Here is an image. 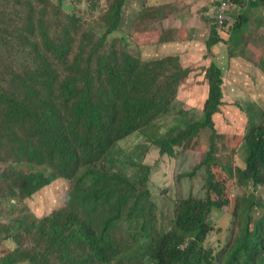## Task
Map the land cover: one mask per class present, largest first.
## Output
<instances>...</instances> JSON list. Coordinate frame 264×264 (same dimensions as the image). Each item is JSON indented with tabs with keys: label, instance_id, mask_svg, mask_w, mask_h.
Returning <instances> with one entry per match:
<instances>
[{
	"label": "trees",
	"instance_id": "1",
	"mask_svg": "<svg viewBox=\"0 0 264 264\" xmlns=\"http://www.w3.org/2000/svg\"><path fill=\"white\" fill-rule=\"evenodd\" d=\"M74 1L0 0V199L16 206L59 180L71 185L50 215L28 213L0 226V264H264V201L249 193L235 207L228 244H206L216 230L213 211L230 205L233 179L225 171L264 185V126L246 134L244 167L222 169L209 152L198 166L210 172L206 196L180 200L171 229H157L152 167L133 159L135 175L127 174L118 144L140 133L176 157L177 148L215 128L225 103L221 71L207 69L205 119L161 134L156 121L170 112L189 70L180 53L145 60L143 47L164 45L176 28L148 21L160 15L147 4L134 19L143 28L131 36L121 31L129 0H94L86 8H99L91 18L75 12ZM173 15L167 9L164 16ZM237 19V31L250 21ZM183 34L173 39L184 44ZM218 41L214 28L209 48Z\"/></svg>",
	"mask_w": 264,
	"mask_h": 264
},
{
	"label": "rangeland",
	"instance_id": "2",
	"mask_svg": "<svg viewBox=\"0 0 264 264\" xmlns=\"http://www.w3.org/2000/svg\"><path fill=\"white\" fill-rule=\"evenodd\" d=\"M93 1L75 0L73 2L75 12L91 18V12L99 10V8H91L90 14L86 10L88 4ZM180 1L129 0L128 4L125 5L126 9L123 10L124 21L121 28L124 34L138 37V35L132 33L141 31L143 27L134 26L136 22H134V19L140 15L147 4H151L153 8L157 7L160 16L166 15L168 7L172 4V8L169 9L171 11L178 10V23L182 22V14L183 20L186 16L192 17L194 24L199 13L206 14L204 25L190 27L189 32H187L186 29L189 25L184 23L183 29H181L184 34L181 35L180 39L193 42L194 50L191 52H185L187 47L181 43H175L173 38H170L168 42H164V45L161 46L158 44L143 47L144 59L157 58L174 53V51L182 53L179 55L181 65L189 70V73L179 82L176 99L172 102L170 112L156 121L161 134H164L173 126L186 129L195 121L205 119L204 108L210 94L207 69L214 65L221 71L224 80L222 87L225 93L223 98L225 103L221 106L222 113L215 117V128H205L199 133L198 137L188 142L184 148H177L178 154L176 157H171L169 154L162 155L160 148L140 133L134 134L118 144L117 158L127 174L135 175L136 167L131 164L133 159L152 167L149 186L152 197L158 204L155 225L157 229L167 231L172 227L173 212L180 200L191 195L197 197L203 195V198L206 196L205 184L208 182L210 172L206 167L204 169L198 168L206 155L212 152L215 158L213 165L215 166H228L229 170L230 167H244V159L251 153L248 143L244 140L246 134L252 132L255 127L264 126V33H261L264 32V28L257 33L260 37H250L245 43L241 44L242 31H237L235 27L236 18H228L229 23L226 21L224 26L221 27L217 24L215 8L213 13H209L210 8L207 10V2L204 0ZM217 1L213 0L212 4L216 6ZM230 6L231 9L236 8L235 5L230 4ZM144 15H146V12H143ZM151 16L153 21L151 19L147 20L155 22L154 15ZM173 23L170 24L169 29L173 28ZM213 26L216 28L220 43L218 41V44L209 48L212 41ZM151 27H147V31L150 32ZM235 35L233 44L231 41ZM171 37H175L174 32H172ZM236 46H240V50L234 49ZM223 69H225L224 72ZM238 83L248 89L239 88ZM225 84L228 85L226 90L224 89ZM225 172L233 179L229 190L230 205L227 211H213L212 218L216 230L206 243L208 246L216 248L226 246L230 237L232 238V231L236 224L233 213L238 201L241 200L244 194L249 193L254 201H264V185L255 188L252 182L242 180L240 175L233 177L227 171ZM70 191L71 185L68 181L59 180L50 188L27 198L22 204L16 205L18 206L16 211L13 210L16 207L13 205L14 201L0 199V226L8 220L12 221L18 216H24L28 213H33L37 217L50 215L53 210L65 204L66 196ZM257 198L260 200H257ZM256 215L261 218L262 211H257ZM6 246L12 250L13 243L8 242ZM0 255L3 254L0 252ZM28 262L26 261L25 264H28Z\"/></svg>",
	"mask_w": 264,
	"mask_h": 264
},
{
	"label": "crops",
	"instance_id": "3",
	"mask_svg": "<svg viewBox=\"0 0 264 264\" xmlns=\"http://www.w3.org/2000/svg\"><path fill=\"white\" fill-rule=\"evenodd\" d=\"M184 0H181L180 2H183ZM194 1V0H192ZM198 1V0H196ZM205 2H207V10L210 8V11L209 13H213V10L214 8L216 7L213 3V0H204ZM219 1H222V0H219ZM243 1H246L247 0H241V5L240 4H233L235 5V9H232V13L231 15L229 14V19H234L236 18V21L238 20L237 17H240V16H246L248 17V19L250 20L249 23L243 28L242 30V35H241V44L242 43H245L247 41V39H249L250 37L252 38H255V37H260L257 33L259 30L263 29L264 28V3L260 2V3H252V2H247L246 4L247 5H243ZM189 4H191L189 2ZM178 5V3H177ZM172 4L168 7L169 8H172ZM205 6V8H206ZM171 11V10H170ZM206 11V10H205ZM216 12V8L214 10ZM174 13L173 16H154V21L156 23H159V26H170V24L172 22L173 23V27L176 28V32H175V35L178 34V32H180L181 29H183V24L184 23H187L188 28L186 29V27L184 26V28L186 29L187 32H189V28L190 27H195L197 25H204V19L206 18V14H202V13H199V15L196 17L195 19V24H194V19L190 16H186V18L183 20V14L181 15V21L180 23H178L177 20H179V16L177 14L178 10L175 9L173 11H171ZM237 13V14H236ZM215 14V13H214ZM203 15L205 16L203 18ZM215 28V26H213V29ZM212 29V30H213ZM261 33H264V32H261ZM211 35H212V32H211ZM236 35H237V31H236ZM235 36L232 37V41L231 43L234 44V41H235ZM171 38H174V37H171ZM175 43L179 44L180 43V40L179 39H173ZM220 43V41L218 42ZM217 43V44H218ZM183 44V43H181ZM185 47H187V49L185 50V52H191L192 50H194V47H193V42L191 41H186L184 44H183ZM213 47V46H212ZM222 47V46H221ZM218 49V48H217ZM222 49V48H221ZM234 49H238L240 50V46H236V48ZM213 52H215L213 49H212ZM174 52H177V51H174ZM218 52V51H217ZM179 53V52H177ZM216 53V52H215ZM182 54V53H180ZM225 69H223V72H224ZM226 86L224 87V89H228V85L225 84ZM234 85H237V84H234ZM239 85V88L241 89H248V88H245L241 83H238ZM262 85V84H261ZM230 88V87H229Z\"/></svg>",
	"mask_w": 264,
	"mask_h": 264
},
{
	"label": "built area",
	"instance_id": "4",
	"mask_svg": "<svg viewBox=\"0 0 264 264\" xmlns=\"http://www.w3.org/2000/svg\"><path fill=\"white\" fill-rule=\"evenodd\" d=\"M255 1H258V0H255ZM230 4L231 3L229 0H223V2L216 9L217 24H219L221 27L224 26L226 20L229 18L228 17L229 14L231 15L232 13Z\"/></svg>",
	"mask_w": 264,
	"mask_h": 264
}]
</instances>
